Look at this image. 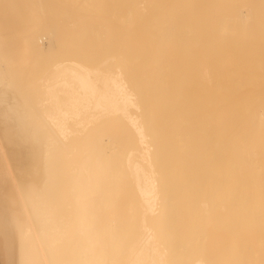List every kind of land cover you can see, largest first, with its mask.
<instances>
[{
    "label": "bare ground",
    "instance_id": "bare-ground-1",
    "mask_svg": "<svg viewBox=\"0 0 264 264\" xmlns=\"http://www.w3.org/2000/svg\"><path fill=\"white\" fill-rule=\"evenodd\" d=\"M260 14H264V0H0V84L5 86L3 89L0 85V163H5L0 164V174L4 175L0 176L2 264H212L202 258L188 259L184 249L186 243L183 242L185 235L181 237L185 228L181 233L179 229L181 239L177 240L173 234L171 209L167 210L161 203L165 199L160 198L162 190L157 179L162 174L165 160L161 159L165 153L161 158L160 151L165 150L169 142L166 141L165 149L159 144L162 149L159 150L157 139L160 136L152 137L147 121L144 122L145 116L142 119L140 112L145 109L142 103L148 104L149 108V99L158 103L157 108L151 105L159 112L156 114L163 112V115L164 108L168 116L169 111L175 112L171 113L169 120L166 113L165 118H152L155 120L151 119V114L147 115L151 120L148 124L154 126L168 127L171 116L172 120L180 117L178 112L181 115L179 122L184 121L182 110L190 114L189 118L194 122L188 121L192 125L201 117L204 122L209 117L217 120V124L211 122L212 119L207 120L217 126V133H213L217 137L210 132L214 130L211 123L204 124L201 120L200 124L196 123L200 128L203 125L212 128L208 129L210 134L205 126L202 127L209 139L199 127V131L194 126L193 129L204 137L199 139L197 134L200 133L194 132L199 144L208 139L201 155L209 151L208 156L213 157L205 155L206 158L214 160L215 156L217 159L215 175L222 182V203L230 207L220 210L224 211V216L226 214L225 218L228 215L233 217L227 218L232 220L231 225L224 219L226 223L222 221L224 224L219 228L222 262L264 264V32L259 33L264 30V18ZM44 46L61 49V52L65 48H88L96 52L97 48L108 46L106 52L102 48L104 53H100L120 51L118 56L122 53L123 57H117L118 60L111 57L107 62L103 55L106 62L100 67L107 65L105 69L84 64L94 50L86 51L91 55H86L83 63L78 60L82 56L77 60L69 57L66 61L61 57L63 61L58 60L60 62L53 65L52 71H47L49 74L39 81L40 89L35 97L31 94L35 90L30 89L32 86L28 88V84L24 87L20 84L27 81L23 82L25 78H20L19 71L13 73L21 66L13 69V65L18 66L17 58L13 56L36 54ZM109 47L113 52L108 50ZM77 51H73L76 56L80 55ZM31 56L33 58V54ZM40 58L36 60L42 64ZM89 60L93 62L92 58ZM53 61L56 60L49 62ZM109 64L114 68L108 67ZM11 86L20 91L17 92L27 104H35L23 110L27 114L20 113L21 101L15 99L18 93L11 92L13 97L5 91ZM36 86L37 83L33 87L37 89ZM28 94L33 96H30L31 101ZM200 99L209 101V105L204 101L207 108L216 104L214 116L207 108L202 109L204 104L201 100L200 105ZM192 103L198 104L197 107L200 105L199 109L201 107L212 116L207 113V117L204 112L205 116L201 114L199 119H192L191 115H198L193 114L197 108ZM155 111L152 110V114ZM215 114L217 118H214ZM106 117H120L123 130H129L131 137L135 138L136 142L130 138L135 144L132 147L129 144L127 150L121 149V154L116 145L117 155L108 154L103 140L105 132L99 130L100 133L94 135L98 131L95 128L92 132L100 119ZM158 118L160 121L163 118L161 123L168 124L164 126ZM187 119L185 124L189 125ZM176 121L174 125L177 127L184 124ZM185 124L182 128L187 126ZM102 126L105 129L108 125ZM154 126L151 128H155L156 134L158 130L164 135L169 132L170 142L180 138L178 146L174 142L175 150L172 144L168 145L175 152L173 158L180 155L183 159L191 142L192 145L196 143L192 138L194 130L188 135L190 130L183 129L189 139L187 142L186 138L183 145L182 137L173 139L176 134L183 136V131L178 133L179 128L174 130L171 141L173 127H168L170 130L165 134L164 128ZM116 131L119 129H115V134ZM124 134L126 132L121 136ZM168 135L165 138L161 135V138L165 140ZM212 136L217 140L216 148L210 141ZM162 139L158 140L163 144ZM209 142L213 145L212 150L216 149V155L206 148H212ZM199 144L193 146L194 151L191 145L189 151L197 150L195 153H198V147H202ZM167 150L163 152L167 153ZM193 152L192 156L199 157L200 152L197 156ZM171 154L165 158L174 153ZM205 156L202 159H206ZM180 157H177L178 162ZM194 157H187L191 162L184 159L189 165L193 164L188 169L195 165L194 169L203 171V167L196 168L202 165L205 176H211L210 169L206 174V167L211 162H203L204 165L200 159V163L196 162L200 166H196L192 163ZM171 160L170 165L176 164L175 159L173 164ZM9 163H14L13 171ZM181 163L183 167V160ZM187 163H184L183 170L187 169ZM175 170H180L177 173L182 177L184 171L181 172L180 167ZM190 171L193 174L195 170ZM190 173H183L184 178L185 174L191 176ZM8 177L12 178L11 188L5 186ZM230 200L232 206L227 203Z\"/></svg>",
    "mask_w": 264,
    "mask_h": 264
},
{
    "label": "rangeland",
    "instance_id": "rangeland-1",
    "mask_svg": "<svg viewBox=\"0 0 264 264\" xmlns=\"http://www.w3.org/2000/svg\"><path fill=\"white\" fill-rule=\"evenodd\" d=\"M259 3V2H258ZM260 9H262V8H260ZM262 10H259L258 12H261ZM261 15V14H260ZM261 16H263V18H264V14H262ZM260 16V17H261ZM253 18H255V17H253ZM262 18V17H261ZM264 20V19H263ZM256 31H257V29H256ZM262 31L264 32V30H260L259 31V33L261 32L262 33ZM254 32H255V29H254ZM253 32V33H254ZM258 32V31H257ZM87 39V40H86ZM85 40L86 41H88L89 42V39L88 38H86ZM91 40V39H90ZM104 40V39H103ZM93 42V41H92ZM101 42V41H100ZM99 43V42H98ZM107 47L108 46H104V48H103V46L102 47H99V48H97V50H96V52L97 51H99V52H95V49H90V50H88V48H86L89 52H92V50H94L92 53H94L96 56L94 57V54L92 55V57H89V59H93V62L91 61V60H86V59H84L85 57L87 58V56H90L91 55V53H88V52H86L87 50H85V49H76V50H78L77 52L78 53H80V55L78 54L77 56H76V54L77 53H75L76 52V50H75V48L73 49V48H65V49H62L63 51L61 52L60 50H58V49H56V48H52V49H47V47H45L44 46V48H42L43 49V51H41V50H39L38 51V53H40V54H38L37 53V51H36V54L33 52V53H29V54H23V53H20V54H16L15 56H13V57H16L17 58V64H18V66L16 65H13V69H15V67L17 68V67H19L20 65V68L19 69H21V70H23L22 72H21V70H19L18 68H17V70L15 69V70H13L12 68L10 69V70H13V73H18L17 71H19V75L21 76L20 78L21 79H23V78H25V80H23V82L24 81H27V82H25V83H22V82H20V84L22 85L23 84V87H24V85L25 84H28V86L30 85V86H34L35 87V84L37 83V89L36 88H30V86L28 87L27 85L25 86L26 87V90H28V88H30L31 90L33 89H35L34 91H36V93L34 92V91H31V94L33 95L34 94V96L35 97H37L38 95V93L39 92H37V90L38 89H40V87H39V81L41 80V78H43V76L45 75H47V74H49L51 71H52V69H53V65H55L57 62H60V61H63V58H61V57H64V61H66V60H69V57H71L70 59L71 60H77L78 58H80V56H82L80 59H78V60H80L81 62H82V60L84 61V60H86V62L88 61V63H86V62H84V64L85 65H90V66H88V67H90V68H94V69H98V67H100V65H102L103 63H105L106 61L108 62L109 61V59L111 58V57H113V58H115L116 57V59L118 60V58H119V56H120V58H122L123 57V54L122 53H120V55L118 56V53L120 52H117V53H114L113 51H112V49L113 48H111V47H109L108 48V50H110L111 49V51L113 52V54L111 53V52H108L107 51V53H105V54H101L100 52H102L104 49V52H106V49H107ZM103 48V49H102ZM67 49V50H66ZM101 49H102V51H101ZM58 50V51H57ZM66 52H65V51ZM68 50L70 51L71 50V52H68ZM85 50V51H84ZM48 51V52H47ZM55 51V52H54ZM73 51H75L74 53L75 54H73ZM115 52H116V50H114ZM59 52V53H58ZM65 52V53H64ZM69 54H68V53ZM85 52V53H84ZM104 52H102V53H104ZM46 53H47V55H46ZM52 54L53 56H51V55H49V54ZM65 54V56H64V54ZM67 53V54H66ZM88 53V54H87ZM99 53L101 54V56L99 55ZM108 53H109V55H108ZM110 53L112 54V56L110 55ZM31 54H33V58H31L32 56H31ZM44 54V55H43ZM83 54V55H82ZM106 54H107V56H106ZM114 54H116V55H114ZM122 54V55H121ZM28 55H30V57L28 56ZM36 55V56H35ZM87 55V56H86ZM97 55H99V56H97ZM105 56V59H106V61H105V59H103V57ZM18 56H20V57H18ZM46 56V58H43V57H45ZM50 56V57H49ZM60 56V57H59ZM73 56V57H72ZM84 56V57H83ZM122 56V57H121ZM124 56H126V55H124ZM11 59L13 58L12 56H9ZM34 57H36V59L37 58H40V60H41V62H43L42 64L41 63H39V62H37L38 60H36ZM54 57V58H53ZM56 57H59V59L58 58H56ZM66 57V58H65ZM77 57V58H76ZM97 57V58H96ZM99 57H101L102 58V60H101V58H99ZM118 57V58H117ZM25 58H28V59H25ZM75 58V59H74ZM26 61V65L27 66H25V61ZM32 60V61H34L33 59H35L36 60V64H39V66L41 67V65L43 66V67H39V66H37L36 64H35V61L34 62H30V60ZM44 59H46V60H44ZM62 59V60H61ZM95 59V60H94ZM52 60H56V61H53V62H49V61H52ZM58 60H60V61H58ZM100 60V61H99ZM120 60V59H119ZM22 61H23V63H22ZM29 61V62H28ZM46 61V62H45ZM48 61V62H47ZM90 61V62H89ZM121 61V60H120ZM55 62V63H54ZM32 63V64H31ZM45 63H47V64H45ZM83 63V62H82ZM91 63H93V65L91 64ZM29 64H30V69L28 68L29 67ZM41 64V65H40ZM49 64H51V65H49ZM35 65V66H34ZM46 66V69L44 68L45 66ZM48 65V66H47ZM95 65V66H94ZM111 64H109V66L108 67H110L111 69H113L114 67L111 65ZM23 66H25L26 67V69H25V67H24V69H22L23 68ZM31 66H34V67H31ZM94 66V67H93ZM97 66V67H96ZM9 68H10V66H8ZM47 67H50V68H47ZM107 67V65L106 66H104V68H102V67H100V69H105ZM113 67V68H112ZM32 68V69H31ZM35 68V69H34ZM45 70H44V69ZM30 70V72H29V70ZM49 69V70H48ZM51 69V70H50ZM9 70V71H10ZM34 70V72H36V73H34V72H31V71H33ZM15 71V72H14ZM25 71H28L27 73H25ZM42 71V72H41ZM47 71L49 72V73H47ZM11 72V71H10ZM21 72V73H20ZM24 72V73H23ZM12 73V72H11ZM35 75L36 74V76H33V74ZM38 73H40V76L38 75ZM44 73H46V74H44ZM26 75L27 74V76H23V75ZM28 74H30V75H32L31 77L30 76H28ZM23 76V77H22ZM44 76V77H45ZM29 77H30V79L33 77V79H31L32 80V82L30 81V79H29ZM39 77V78H38ZM34 78H36V79H38V81L35 79V82H34ZM20 79V80H21ZM1 81V80H0ZM2 82H5L4 80H2ZM30 82L32 83V84H34V85H32V84H30ZM0 85H2V83L0 84ZM4 85V84H3ZM1 86L3 89H5V86ZM28 87V88H27ZM39 87V88H38ZM1 88V89H2ZM6 88H7V86H6ZM10 89H11V91H10V89L9 90H5V91H7L9 94H11L12 95V93H15V94H17L18 92H20L19 90H17V88L15 89L13 86H11V87H9ZM14 88V89H13ZM19 89H20V87H19ZM23 89V90H22ZM21 90L23 91V93L25 92V90H24V88H22ZM14 91V92H13ZM18 91V92H17ZM21 91V92H22ZM12 92V93H11ZM28 93H30V92H28ZM27 94V93H26ZM26 94H25V96H26ZM19 95V93L17 94V96L15 95V99L17 100H19V108H21V110H22V112H20V113H25V114H27L26 112H23V110L24 109H28V107L30 106V104H27L22 98H24V97H21L20 95V97L18 96ZM23 95V94H22ZM29 95V94H28ZM27 95V96H28ZM13 97H14V95H12ZM31 95H29V98H30V100L29 101H31L32 100V98L31 97H33V96H31ZM26 98V97H25ZM35 99L36 98H34V102H35ZM27 100H28V98H27ZM150 100L151 99H149L148 101V103H151V105L154 107H156V105L158 104L156 101H153L154 103L156 102V104L155 105H153V102H152V100H151V102H150ZM201 100L202 99H200V105L202 104L201 103ZM198 101V104H199V99L198 100H196V102ZM203 101V104H204V101L206 102L207 100H202ZM196 102H194V103H196ZM212 102V101H211ZM29 103V102H28ZM146 103H147V101H146ZM182 103V102H181ZM194 103H192L194 106H196V108L197 109H195V108H193V106H192V108L193 109H195L193 112H195V113H193V112H191V113H193V114H198V115H196V116H194L193 117V115H191V117H192V119L193 118H197L198 117V119H199V117H201L200 115L202 114L203 116H205L204 114L206 113V116L207 117H209V113H211L213 116H214V114L213 113H216L215 111H216V109L214 108L213 109V107H215L216 106V104L215 103H212V104H214V106H212V104H211V107L210 108H207V106L209 105V101H207L206 103L208 104H204L203 106H202V109L203 108H207V110L209 111V113L208 112H205L204 110H202L201 109V107H200V109L197 107V105H195ZM3 104H6V103H3ZM22 104V105H21ZM165 104V103H164ZM177 104V103H176ZM26 105V106H25ZM144 105V107H145V109L143 108V110H145V111H143L142 110V112H143V114H142V112H140V114H141V116H142V119H143V116H145L144 117V122L145 121H147L146 122V125H147V128L149 129V131H150V129H151V131H150V133H151V135H152V137H154V135H156V137L158 136H160L158 139H162L161 137L162 136H164L163 138H165L168 134H169V132H168V130H170V129H167L168 127H170L169 125H171V124H173L170 128L172 129V127H173V131L174 130H176V128H179L178 129V133H180V131H181V133H182V131H183V136H182V134H179V135H177L176 134V137L175 138H173V139H176L177 138V136H179V137H182V140H183V142H182V144L184 143V140H186V138H187V142H189V139H188V137L187 136H185L186 134H184V133H186L187 131L185 130H183V129H186L187 128V130H190V132L188 131L187 132V134L189 133V134H191V131L192 130H196V128L197 127H199L198 125L200 124V120L201 121H203L202 120V117H201V119H199V121L198 122H196V120H195V123H193V125H192V123H190L188 120H191V118H189L190 117V114L188 115V114H186L183 110L181 111L183 114H184V117H188L189 119H187V121H188V124L189 125H192L191 127H190V129L188 128L189 127V125H187V123L185 124V118L184 117H182L183 119L182 120H184V121H181V122H179V120L181 119V115H180V112H178L179 114H177V112H176V114L177 115H179L180 117H176L177 119H175V118H173V120L175 119V120H177L176 122H178V123H180V124H183L182 122H184V124L185 125H187V126H185V128H182L183 127V125H179L180 127H181V129H180V127L178 126H176V125H174V124H176L173 120H172V116L170 117V121H171V123H170V121H168L169 120V116L171 115V113H175V112H171L170 113V111H169V116L167 115L168 113H166V108H164V109H162L165 113V115H167V118L166 119H168V120H165L164 119V121L166 122H169L170 124H168V123H161V121H163L162 119H161V121L159 120V118H158V121L161 123V124H163L164 126L166 125V124H168V127H167V125L165 126V128L162 126V127H158V126H154L153 124H148V123H151V120H150V118L147 116V115H149V114H151V119L152 118H157L158 116H161V117H164L165 118V116H164V114L162 115V113H161V115L159 114H156V111L153 109V108H151V105L149 106V108H151V110L149 109V108H147V106H148V104H143L142 103V106ZM165 105H167L168 106V103H166ZM182 105V104H181ZM21 106V107H20ZM23 106V107H22ZM31 106H35V104L33 105V104H31ZM37 106V105H36ZM158 106V105H157ZM18 108V109H19ZM23 108V109H22ZM157 108V107H156ZM155 108V109H156ZM171 109V108H170ZM173 109V108H172ZM171 109V110H172ZM179 109V108H178ZM178 109L176 110L175 109V111H178ZM200 110V112H197L196 113V111H199ZM210 109V110H209ZM212 109L214 110V112L212 111ZM25 110V111H26ZM146 110H150V112L153 110V111H155V116H153L154 114H152L153 112H148V111H146ZM159 110V109H158ZM174 110V109H173ZM172 110V111H173ZM206 110V111H207ZM168 111V110H167ZM211 111V112H210ZM158 112V111H157ZM189 112V113H190ZM202 112V113H201ZM205 112V113H204ZM159 113V112H158ZM209 115H208V114ZM145 114V115H144ZM186 114V115H185ZM22 115H24V114H22ZM173 115H175V114H173ZM188 115V116H187ZM212 115H210V116H212ZM217 114H215V117L214 118H217V116H216ZM147 116V117H146ZM176 116V115H175ZM175 116H173V117H175ZM183 116V115H182ZM24 117H26L25 115H24ZM109 118H111V117H109ZM109 118L108 117H106V119H104L103 118V120H102V118L100 119L101 121H104L105 123H101V121H100V123L101 124H103V125H108L109 126V128H107V127H105V129H104V127L102 128L101 127V124L98 122V125H95V127H93L92 128V132L94 133V131H95V129H98V131L96 130L95 132H96V134H94V135H97V133L99 132L100 133V131L101 132H105L104 134H105V137H104V135H103V140L106 142V152L108 153V154H110V155H117V152L119 151L120 152V154H121V149L123 150V149H125L126 148V150L129 148V144L131 145L130 147H132L135 143L134 142H136L135 141V138L134 137H131V132L128 130L127 131V129H126V131H124L123 130V125H122V119L120 118V117H114V119H116V120H114V119H112L111 118V120H109ZM145 118H148V119H145ZM179 118V119H178ZM195 118V119H196ZM210 119H205L206 121V124L208 123V121L207 120H211V122L212 121H214V123L215 124H217V120L215 121V119L213 120V118H211V117H209ZM108 119V120H107ZM203 119H204V117H203ZM25 120H26V118H25ZM28 120H29V118H28ZM28 120H26L27 122H30V120L28 121ZM106 120V121H105ZM118 120H120V121H118ZM152 120H155V119H152ZM157 120V119H156ZM109 121V123H107ZM111 121H114L115 123H111ZM150 121V122H149ZM158 121H155V124H157L158 123ZM173 121V122H172ZM117 122H119V123H117ZM191 122H194V121H192L191 120ZM205 122L203 121V123L205 124ZM211 122H209V123H211ZM153 123V122H152ZM159 123V124H160ZM177 123V124H178ZM196 123H199V124H196ZM203 123H202V125H203ZM208 123V124H209ZM158 124V125H159ZM119 125H122V126H119ZM149 125H152V126H149ZM197 125V126H196ZM212 125H213V123H211L210 124V126L212 127ZM153 126L154 127H158V128H164L163 129V133H165L166 134V132H168V134L167 135H164V134H162V133H160L159 132V130L157 131V134H156V131H154V129H152L153 128ZM193 126H194V129H193ZM201 126V125H200ZM203 126H205V125H203ZM202 126V127H203ZM210 126H208V125H206L205 126V130H208V129H210V130H212V128L210 127ZM214 127H213V129L214 130H212V131H210L211 133H212V135H214V136H216L215 134H213V133H217L216 131V129H217V126L216 125H213ZM215 126H216V129H215ZM98 127V128H97ZM99 127L100 128H102V129H99ZM111 127V128H110ZM152 127V128H151ZM202 127L200 128L201 130H202ZM95 128V129H94ZM117 128V130L119 129V131H120V134H119V131H116V134H115V129ZM120 128H121V130H120ZM175 128V129H174ZM108 129V130H107ZM111 129V130H110ZM161 129V130H162ZM204 129V128H203ZM100 130V131H99ZM105 130H107V131H105ZM123 130V131H122ZM167 130V131H166ZM172 130L170 131V133L172 134L171 136H170V140L171 141H173L172 139H171V137L173 136L174 137V135H175V131H174V133H172ZM193 131V133H192V135H194V132L196 133L197 131ZM197 130H198V128H197ZM205 130H202V134L204 135V137L205 138H208V136L206 137V135L208 134V133H206V131ZM111 131H113V135L111 134L112 132ZM199 131V130H198ZM203 131H205L204 133H203ZM90 132V131H89ZM110 132V133H109ZM124 132H126V134H124L123 136H125V137H123V136H121V134L122 133H124ZM127 132L129 133L128 135H127ZM154 132V133H153ZM160 133V135H159V133ZM177 132V131H176ZM207 132H209V130L207 131ZM209 132V133H210ZM93 133H91V134H93ZM110 135H109V134ZM197 133H200V132H197ZM197 134V135H199L200 137H198L199 139L201 138L202 139V137H203V135L202 134ZM206 133V134H205ZM210 133V134H211ZM107 134V135H106ZM114 134H115V136H114ZM117 134L119 135V136H117ZM174 134V135H173ZM188 134V135H189ZM90 135V134H89ZM99 135V134H98ZM162 135V136H161ZM170 135V134H169ZM169 135H168V137L164 140V139H162V141H163V144L162 143H160L159 141H161V140H158L157 138V141H158V149L160 148L159 147V144H161L162 146V148L163 149H165V147H167L166 149H168L167 151L168 152H170V151H172V152H170V153H174L173 155H172V157H169L168 156V158H165V156L166 155H169L170 153H166V152H163V151H166V149L165 150H163L162 152L160 151V153H161V158H162V156H164L163 154L165 153V156H164V158H162L161 160H167L166 161V163H164V162H162V165H163V170H165V171H163L162 169H161V172L160 173H162L161 174V178L159 177V179H157V184H158V186L160 187V191L162 190V193L160 192V194H162V195H160V198L163 200V199H165V200H163V202L161 201V199H160V201H161V203H163L164 204V206H166V209L168 210H170L171 209V211H169L170 212V216H172V218H173V220H174V222H173V224H172V228H173V230L175 231H173V234H175L174 236L177 238V240H179V239H181V237H184V235H185V238H184V240H183V238H182V240H183V242H185L186 244V246L184 247V249H186V253H188V255H187V257H188V259L189 260H194V259H197V258H202V259H204V260H206L207 262H209V263H212V264H217V263H221L222 262V260H223V251H222V247H221V238H220V233H221V229H219V228H222V226H223V224L224 223H226L225 221H223L224 219L225 220H228L227 218H230V216L228 215V217H226L225 218V216H226V214H225V216L223 215L224 214V211H223V213L221 212V210H223V208L225 209H229L230 207H225L224 206V204L222 203L223 201H222V195H224V194H222L223 193V191H220L222 188H221V186H222V184L220 185V183H222V182H219L218 180H217V176L215 175L216 174V171H215V169H216V167H217V165H216V158H215V156H214V160L212 159H207L206 158V156L208 157V158H212V157H209L208 156V152L207 153H203V155H201V153H202V148L204 147V146H207L206 144H208V139H205V140H207V142H205V140L204 141H202V142H204V143H202L201 142V140H200V142L202 143V145H201V143L199 144L197 141H198V138H197V136H196V134L192 137V135H190L192 138H193V140H195V142L197 143V144H199L200 145V147L201 148H199L198 147V153H195V152H197V150L195 151V152H193L195 149H193V146H194V148H195V144H193L192 145V142H191V145H192V149H193V153H194V155L196 154V156H197V154H199V152H200V155H198L199 157H194V156H192L193 154H192V152L191 151H189V149L190 150H192L191 148H189L188 147V152L190 153V155L189 156H187L189 153L188 152H186V151H184V152H186V154L184 153V152H180L182 155L183 154H185V156H182V158L183 159H181V157H180V155H179V153H178V155L179 156H177V157H180V163H181V161L183 160V162L186 164L188 161H190L191 162V157L193 158L194 157V159H195V161L194 162H192V163H196V162H199L200 163V159H202L205 155V158L207 159V161H206V159H202L201 160V164H204L205 165V163H203V162H211V163H208V165H210L209 167L207 166V164H206V174L208 175V173L207 172H209V169L212 171V173H211V171L209 172L210 174L209 175H211V176H205V167L204 166H202L201 165V167H196V168H201L202 169V167L204 168L203 169V171H201L200 169L199 170H197V169H194L195 167V165L194 166H192L193 167V169H192V167L190 168L191 170H195V171H197V173H201V174H203L204 173V175H201V174H195L196 172L194 171V175L193 174H191L190 172V169H188L189 167H190V165H193V164H191L190 162V165L188 164V165H186V166H188L187 167V169L190 171H186L185 170V168H184V170L182 169L184 166H185V164L183 163V167H182V163H181V166H180V163L178 162V159H177V157L175 156V158H173L174 157V155H175V152L172 150V148H169L170 146H168L169 145V143H170V145H171V147H175L176 145H175V143L177 144V143H179L180 141V138H178L177 140L178 141H173V142H170L168 139H169ZM181 135V136H180ZM209 135V134H208ZM88 136V135H87ZM86 136V139H89L88 137ZM91 136V135H90ZM93 136V135H92ZM100 136V135H99ZM99 136H96V137H99ZM110 136H114V137H110ZM127 136H129V137H127ZM189 136V137H190ZM196 136V137H195ZM202 136V137H201ZM211 136V135H210ZM108 137H110V139L108 138ZM117 137V138H116ZM121 137V138H120ZM185 137V139H183ZM203 137V138H204ZM217 137V136H216ZM215 137V138H216ZM107 138V139H106ZM111 138H113V139H115V140H113V139H111ZM130 138L132 139V140H134V142L132 141L131 142V140H130ZM211 138H213V136L211 137ZM116 139H118V140H116ZM123 141H122V140ZM197 139V140H196ZM203 140V139H202ZM117 143H116V142ZM120 141H121V144H120ZM128 141H130V142H128ZM164 141H165V143H164ZM166 141H168V142H166ZM210 141H212V143H213V145L215 146V148L217 147L216 145H217V140H215L214 138L213 139H211ZM214 141H215V143H214ZM114 142V143H113ZM123 142V143H122ZM126 142H128V144L126 143ZM153 142H154V140H153ZM175 142V143H174ZM124 143H126V144H124ZM166 143H168L167 144V146H165L166 145ZM193 143H194V141H193ZM206 143V144H205ZM111 144V145H110ZM184 144H186V143H184ZM183 144V145H184ZM211 144V142H209V145ZM113 145V146H112ZM118 146V151H117V147H114V146ZM120 145V146H119ZM179 144H177V146H178ZM213 145L211 144L210 145V147L212 146V148L210 149L209 148V146L208 147H206L207 149H209V150H212V149H214L213 148ZM165 146V147H164ZM197 146V145H196ZM124 147V148H123ZM113 148V149H112ZM205 148V149H206ZM169 149H170V151H169ZM196 149H197V147H196ZM159 150H162L161 148L159 149ZM174 150H175V148H174ZM187 150V149H186ZM204 152H206L205 150H203ZM212 151H214V150H212ZM212 151H210V153H212ZM215 151H216V149H215ZM215 151L213 152V154H215L216 155V153H215ZM116 152V153H115ZM209 153V154H210ZM119 154V153H118ZM119 154V155H120ZM211 155V154H210ZM190 158L189 160H188V158ZM203 156V157H202ZM187 158V160H186V158ZM217 157V156H216ZM170 158L171 159H173V160H171L172 161V163L171 164H173L174 162V159L176 160V164L174 163L173 165H170V163H168V162H170ZM199 158V159H198ZM184 159L187 161V162H185L184 161ZM203 160H205V161H203ZM193 161V160H192ZM214 161V163H212ZM41 162V161H40ZM161 163V162H160ZM179 163V165H177ZM1 164V166L2 165H4L5 163H0ZM10 164V166H12V171H13V167H14V163H9ZM39 164H42V162L41 163H39ZM197 164V163H196ZM165 165V166H164ZM170 165V166H169ZM174 165H176L175 166V169H178L179 167H180V169H181V172L182 171H184L183 173H186V172H188V173H190L191 174V176L193 177L194 176V179H191L192 177L191 176H189L190 178H188V176L185 174V178H184V174L182 173V177H181V174L180 173H177V172H180V170L179 171H176L175 169H174ZM41 166V165H40ZM172 166V167H171ZM179 166V167H178ZM196 166H200V164L198 165H196ZM4 168H5V166H3ZM166 168H168V169H166ZM30 169V168H29ZM174 169V170H173ZM159 171H160V169H159ZM172 171H174L173 173H172ZM186 171V172H185ZM199 171V172H198ZM165 172V173H164ZM170 172L172 173V174H170ZM174 173H176V174H174ZM1 174H2V176H1ZM0 174V176L1 177H3L4 175H3V173H1ZM42 174V172L40 173V175ZM170 174V175H169ZM180 174V175H179ZM12 175H13V173H12ZM165 175H167V177H165ZM173 175V176H172ZM177 175H179V177H177ZM200 175V176H199ZM13 176H15V174L13 175ZM195 176H197L196 178H195ZM168 177H169V179H168ZM173 177V178H172ZM174 177H176V178H174ZM6 178V177H5ZM187 178V179H186ZM7 179H9V177L7 178ZM162 179H165V180H162ZM219 179V178H218ZM12 178L11 179H9V182H7V184L5 185L6 187H9V188H11V186H12ZM217 181V182H216ZM3 182V181H2ZM5 183H6V181H5ZM4 183V184H5ZM217 183H219V184H217ZM216 185H220L218 188L216 187ZM163 188V189H162ZM1 192V191H0ZM131 197H132V195H131ZM231 198V197H230ZM229 198V199H230ZM236 199V198H235ZM167 201V202H166ZM164 202H166V203H164ZM232 201L230 200V202L228 201L227 203H230V204H228V205H230V206H232L231 203ZM169 203L171 204V205H169ZM166 204V205H165ZM227 204H226V206H228ZM235 204H233V206H234ZM171 208H170V207ZM223 206V207H222ZM233 208V207H232ZM221 209V210H220ZM225 211H227V210H225ZM176 217V218H175ZM178 219V220H177ZM230 219H233V217L232 218H230ZM177 221V222H176ZM222 221L224 222V223H222ZM232 221V220H231ZM231 221H227V223L228 222H230L229 224L231 225L232 223H231ZM234 221V220H233ZM174 223L176 224V226L174 225ZM180 224V225H179ZM174 226H175V228H174ZM177 226H178V230H177ZM181 228V230H180V233L182 232V230H183V232H185V233H179V229ZM189 228V229H188ZM188 229V230H187ZM176 230L178 231V232H176ZM218 230H220V231H218ZM187 231V232H186ZM177 233V234H176ZM179 235V236H178ZM180 235H181V237H180ZM178 236V237H177ZM220 240V241H219ZM0 249H1V247H0ZM0 252H1V250H0ZM1 259L3 260L4 258L3 257H0V261H1ZM3 263V261H1V263L0 264H2ZM223 264H224V262H222Z\"/></svg>",
    "mask_w": 264,
    "mask_h": 264
}]
</instances>
